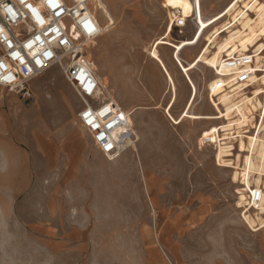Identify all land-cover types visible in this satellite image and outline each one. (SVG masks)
I'll list each match as a JSON object with an SVG mask.
<instances>
[{
  "label": "rangeland",
  "instance_id": "1",
  "mask_svg": "<svg viewBox=\"0 0 264 264\" xmlns=\"http://www.w3.org/2000/svg\"><path fill=\"white\" fill-rule=\"evenodd\" d=\"M200 1L207 21L224 16L234 0ZM102 2L116 23L92 57L122 109L141 107L133 125L138 152L129 148L114 162L98 152L80 126V99L58 67L31 84L29 102L0 88V264H264V228L251 229L238 203L245 201L257 222L264 215L244 182H234L236 170L217 163L227 122L191 118L218 115L209 90L216 72L201 63L183 71L211 32L174 55L179 41L198 32L194 0ZM177 9L184 28L173 23ZM158 39L172 44L159 52L175 95H165L166 75L148 56ZM254 52L250 96L261 94L264 77ZM261 122L264 115L255 112L248 132L256 134ZM233 143L234 161L239 143Z\"/></svg>",
  "mask_w": 264,
  "mask_h": 264
},
{
  "label": "built area",
  "instance_id": "2",
  "mask_svg": "<svg viewBox=\"0 0 264 264\" xmlns=\"http://www.w3.org/2000/svg\"><path fill=\"white\" fill-rule=\"evenodd\" d=\"M91 1L0 0V88L29 102L34 99L31 84L58 67L82 104L78 114L80 126L98 152L113 161L137 138L130 114L116 102L97 74L92 56L108 25L103 26L101 20L99 24L91 11ZM181 20L183 24L179 23ZM173 21L175 28L186 26L180 14ZM62 37L68 40L67 45L60 43ZM28 44L32 47L28 48ZM46 51L52 52V56H45ZM37 59L41 64L35 63ZM29 68L31 72L27 71ZM105 106H110L111 111L104 112ZM107 144L113 147L109 149Z\"/></svg>",
  "mask_w": 264,
  "mask_h": 264
},
{
  "label": "bare ground",
  "instance_id": "3",
  "mask_svg": "<svg viewBox=\"0 0 264 264\" xmlns=\"http://www.w3.org/2000/svg\"><path fill=\"white\" fill-rule=\"evenodd\" d=\"M94 2L108 21L106 24H103V26L108 25V29L105 30L108 33L115 26L116 19H114V16L102 0H92L90 2L91 11L99 24L101 22L96 16ZM178 14L180 16L182 14L179 9L174 12V16ZM252 15H255L256 18L254 19ZM193 16L196 25H199L198 32L191 42L185 40L179 41L174 55L175 58H178L179 52L184 47L198 43L204 33L211 32L207 36V44L203 48V53L193 63L189 64L188 67L183 68V71L188 72L201 63L216 72L218 79L209 85V90L212 104L217 109L218 115L191 116V118L224 120L227 122L226 125L220 127V132L223 133L224 138L219 139L220 145L217 163L220 166L236 170L234 182H244V191L250 193L251 204L257 207L258 213L264 215V191L262 190V186L264 188V122L256 126L258 129L256 134L248 132L250 128H255V112H260L264 115V77L261 85H259L261 94L250 96L246 93L248 87L255 81V78L248 75L252 59L249 53L252 50H255L254 58L256 62L264 66V57L261 55V51L264 48V0H234L232 6L224 16L213 17L207 21L203 19L201 1L194 0ZM224 19L227 21V24L225 26L222 25V27H216ZM184 20L186 22V18ZM168 36H170V33ZM164 44L169 43L161 39L155 40L148 51V56L159 64L166 75L169 91L165 95L171 91L175 95V82L159 52V46ZM204 61H210L215 67H210ZM95 66L98 74L99 69L96 63ZM98 76L100 77L99 74ZM238 76L243 78V82L237 81L236 77ZM100 78L110 89L111 82L102 77ZM226 78L234 79L228 83L229 81L227 82ZM159 107L157 105L154 108L158 109ZM139 109L141 107L131 109L129 112L132 125H134V116ZM233 141L239 143V154L234 161L229 159L235 156L233 154ZM129 148L138 152L136 143L132 144L131 147H127L124 152ZM121 155L109 162L118 160ZM243 175L244 177H242ZM253 184L256 185L255 190L252 189ZM238 208L246 209L243 217L251 229L264 228L262 227L264 220L257 222L258 215L256 219L253 218L252 212L247 211L245 201H240Z\"/></svg>",
  "mask_w": 264,
  "mask_h": 264
},
{
  "label": "snow or ice",
  "instance_id": "4",
  "mask_svg": "<svg viewBox=\"0 0 264 264\" xmlns=\"http://www.w3.org/2000/svg\"><path fill=\"white\" fill-rule=\"evenodd\" d=\"M176 2H178V0H169V3H176ZM183 7H184L185 9H187L188 5L185 3V4H183ZM8 11L11 12L12 10H11V9H8ZM13 14H14V13H13ZM59 14H60V13H59L58 11L55 13V15H57V16H58ZM179 23L183 24V20L179 21ZM0 30H2V29H0ZM89 30L92 31L93 29H89ZM57 31H58V29H57ZM66 34H67V33H65V35H66ZM77 35H78V34H77ZM190 42H191V41H190ZM60 43H62V44H64V45H67V44H68V40H67V39H64V38L62 37ZM9 46H11V45H9ZM27 47H28V48H31V47H32V44H28ZM15 55L19 56L20 54H19V53H15ZM32 55L35 56V53H32ZM44 55H45V56H48V57H51V56H52V52L46 51V52L44 53ZM204 62H205V63H208L210 67H213V68L215 67V65H212L210 61H204ZM35 63H36V64H41V61H40L39 59H37V60L35 61ZM27 71L31 72V69L29 68V69H27ZM82 75H83V73H82ZM89 91H91V84L89 85ZM103 111H104V112H110V111H111V107H110V106H105V107L103 108ZM88 115L90 116V114H88ZM121 119H123V116H122V115H121ZM88 123H89L90 125L93 124V121H92L91 118H89ZM106 147H108L109 149H111L113 146H112V144H107ZM262 227H264V225H262Z\"/></svg>",
  "mask_w": 264,
  "mask_h": 264
},
{
  "label": "crops",
  "instance_id": "5",
  "mask_svg": "<svg viewBox=\"0 0 264 264\" xmlns=\"http://www.w3.org/2000/svg\"><path fill=\"white\" fill-rule=\"evenodd\" d=\"M36 1H38V0H36ZM104 77L105 76H107L108 78H109V76L107 75V74H104L103 75ZM42 77V76H41ZM40 77V78H41ZM109 80H110V82H111V79L109 78ZM111 86H112V82H111ZM37 110L41 113V110H42V106H41V103L40 102H38V104H37ZM1 118V117H0ZM80 134H81V136L83 137V139H85L86 140V135L84 134V132H79ZM86 134L88 135V133L86 132Z\"/></svg>",
  "mask_w": 264,
  "mask_h": 264
}]
</instances>
